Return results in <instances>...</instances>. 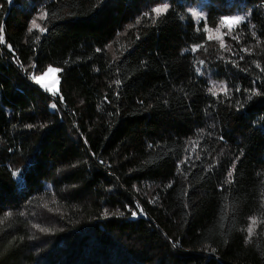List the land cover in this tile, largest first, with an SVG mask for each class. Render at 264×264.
<instances>
[{
    "label": "trees",
    "instance_id": "trees-1",
    "mask_svg": "<svg viewBox=\"0 0 264 264\" xmlns=\"http://www.w3.org/2000/svg\"><path fill=\"white\" fill-rule=\"evenodd\" d=\"M0 36V264H264V0H0Z\"/></svg>",
    "mask_w": 264,
    "mask_h": 264
},
{
    "label": "rangeland",
    "instance_id": "rangeland-1",
    "mask_svg": "<svg viewBox=\"0 0 264 264\" xmlns=\"http://www.w3.org/2000/svg\"><path fill=\"white\" fill-rule=\"evenodd\" d=\"M193 14H195L194 16H195V19L197 21H200L201 19L204 18V14L201 11H199L198 9L193 10ZM235 17H241L242 19L239 21V23L231 22L233 20V18H235ZM235 17L226 18L222 22L221 27L217 31L211 32L209 34V38L210 39H220L224 36L225 31L230 32V31L234 30L244 19V17L242 15H236ZM36 24L38 25V27L32 28V25H31V28L32 29H39L40 26H39V22L37 20H36ZM49 68L45 69L43 72L36 75V77H42L40 84H37L36 81L34 79L33 80L38 85V87L41 88V90L47 92L50 95H55L59 91V85H60L59 72L60 71L49 72L48 71ZM51 68H53V67H51ZM54 69H56V68H54ZM45 86H47V87H45ZM48 88L53 89V91H48ZM255 224H256V222L252 224V228H251L252 230L255 229Z\"/></svg>",
    "mask_w": 264,
    "mask_h": 264
},
{
    "label": "snow or ice",
    "instance_id": "snow-or-ice-1",
    "mask_svg": "<svg viewBox=\"0 0 264 264\" xmlns=\"http://www.w3.org/2000/svg\"><path fill=\"white\" fill-rule=\"evenodd\" d=\"M162 11H166V9L155 8V12H156L157 14L161 13ZM45 15H46V13H45ZM193 15H195V14H193ZM241 19H242L241 17H235V18H233V20H232L231 22L239 23V21H240ZM36 27H38V25L36 24V21L33 20V21H32V28H36ZM29 31H31V29H29ZM205 31H207V29H205ZM3 40H4V37H3V36H0V43H2ZM193 50H195V49H193ZM185 51H187V49H185ZM48 71H49V72H54V71L58 72V71H60V69H54V68H51V67H50V68L48 69ZM197 71H199V70L197 69ZM33 79L36 81L37 84H40V83H41V80H42V77H36V76H34ZM45 87H47V86H45ZM48 91H53V89L48 88ZM56 106H57L56 104H52V107H53V108H56ZM29 127H30V126H29ZM229 175H231V173H229ZM141 211H142V210H141ZM120 214L122 215V213H120ZM107 215H108V213L105 212V216H107ZM132 215L135 217V216H136V213L133 212ZM253 223H255V221H253ZM248 231H249V234H251L252 229L249 228Z\"/></svg>",
    "mask_w": 264,
    "mask_h": 264
},
{
    "label": "built area",
    "instance_id": "built-area-1",
    "mask_svg": "<svg viewBox=\"0 0 264 264\" xmlns=\"http://www.w3.org/2000/svg\"><path fill=\"white\" fill-rule=\"evenodd\" d=\"M142 210V211H141ZM137 219H141V218H143V219H145L146 218V215H145V212L143 211V208H141L140 210H139V213L135 216Z\"/></svg>",
    "mask_w": 264,
    "mask_h": 264
}]
</instances>
